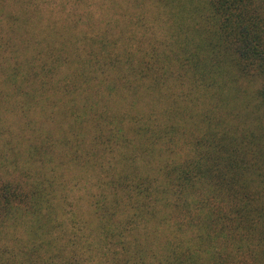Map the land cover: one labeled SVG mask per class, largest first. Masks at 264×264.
Masks as SVG:
<instances>
[{"label": "clouds", "instance_id": "clouds-1", "mask_svg": "<svg viewBox=\"0 0 264 264\" xmlns=\"http://www.w3.org/2000/svg\"><path fill=\"white\" fill-rule=\"evenodd\" d=\"M0 13L6 21L9 14L30 18L32 43L26 51L18 50L17 57L21 61L27 59L35 65L48 60L51 64L56 57L68 56L70 63L56 65L51 77H44L48 80L46 87L49 89L46 97L56 100L57 110H75V115L53 132L52 151L41 164L28 156L34 136L46 128L40 122L39 107L34 113L23 116V109L15 107V101L7 95L11 87L8 84L0 86L6 94L3 105H0V126L13 132L12 145L16 153V163L12 164L13 156L8 145L3 143L8 139L5 134L0 140V151L3 152L0 178L18 183L24 191H31L35 186L39 192L32 203L34 211L23 206H11L10 215L0 226V236L8 246L14 250L31 247L38 242L33 237L35 231L40 240L51 241V245L45 244L50 252L64 247L65 255L75 250L84 258V264H111L105 234L122 230L126 227L125 222L135 216V230L125 231L121 237L130 248L129 264L136 260L131 254L134 239L142 247L150 249L151 254L143 257L145 264H176V257L181 253L184 264H212L217 252H227L237 262L243 259L252 264L246 255L236 251L235 242L227 232H219L218 227L214 230L212 222L216 220L217 213L227 211L231 201L223 197L212 179L197 172V168L203 166L204 151L195 143L204 132L199 116L215 103L210 98L214 89L205 90L199 81L191 85L186 82L182 88H172L170 95L168 88L157 92L147 87V81H139L141 86L133 95L122 90H110L104 78L95 71L96 65L87 64L93 59L88 55L89 51L98 50L94 41L108 31L118 33L121 29L124 30V38L115 48H110L113 55L121 53L128 45V36H134L130 50L134 57H140L142 50L149 47L143 37L152 33L151 43L158 50L172 48L177 51L171 25L182 15L178 7L166 9L157 3L132 6L124 0H68L61 8L59 0L57 3L33 0L26 4L0 0ZM168 14L172 19L167 24L162 23ZM140 15L151 33L144 34L131 24ZM73 22H76L75 28L72 27ZM4 35L5 38L9 35L7 24ZM103 56L101 53L97 59ZM82 71L85 75L91 72L97 77L90 88L80 79ZM23 74L24 67L13 79L19 83ZM69 81L78 87L75 92L65 95L63 85ZM240 83L244 86V81ZM246 86L249 91L254 87L252 84ZM230 88L229 83L224 89L226 95ZM181 92L186 94L183 100L178 99ZM172 100H177L182 115L173 111ZM232 103L228 102L229 108ZM93 109L106 111L110 117L114 115L108 125L110 128L117 129L119 117L128 114L138 116L151 131L126 147L109 143L97 145L94 149L92 136L101 131L106 135L107 129L103 126L100 130L77 127L80 119ZM252 123L264 127V117ZM70 124L80 141L74 145L80 155L78 162L70 160V149L58 142L62 134L69 140L73 139V132L68 130ZM169 125L178 130H169ZM120 131L116 132L117 140ZM185 172L188 173L187 179L183 175ZM124 176L128 177L129 188H117L115 182ZM145 177L151 181L147 199L142 192L137 195L132 187ZM105 206L111 216L102 211ZM260 224H264V220ZM54 225L58 227L46 234L40 231ZM246 244L256 254L264 251V242L252 240ZM41 251L43 253V249ZM15 259L19 261L22 257L18 253Z\"/></svg>", "mask_w": 264, "mask_h": 264}, {"label": "trees", "instance_id": "trees-1", "mask_svg": "<svg viewBox=\"0 0 264 264\" xmlns=\"http://www.w3.org/2000/svg\"><path fill=\"white\" fill-rule=\"evenodd\" d=\"M11 2L26 4L32 3L33 0ZM41 2L57 3L58 0ZM59 2L63 8L68 0ZM124 2L132 6L157 3L166 9L178 7L182 15L178 22L174 21L171 25L174 29L171 35L175 37L173 44L177 46V51H173L172 48L168 51L158 50L151 43L154 38L152 33L144 35L143 38L149 43V47L142 50L143 54L140 57H134L130 50L134 36H128V45L121 53L113 55L110 48H115L124 38V30L121 29L118 33L108 31L94 41L98 44V50L89 51L88 55L93 59L87 61V64L96 65L95 71L104 78L110 90H122L133 95L141 86L139 81H147V87L157 92L162 88H168L170 95L172 88H182L186 82H190L191 85L199 81L205 90L214 89L210 93V98L215 103L199 116V123L204 125V132L195 143L202 146L204 151L203 166L198 167L197 172L212 179L217 189L223 193V197L231 201V207L227 211L220 210L217 213L216 220L212 222L214 230L218 227L219 232H227L229 238L235 242L236 251L246 255L252 264H264V251L256 254L246 244L252 240L264 242V224H260V221L264 220V127L252 123L264 117V0H124ZM171 19V14H168L162 23L167 24ZM5 24L8 25L7 38L4 35ZM29 24L30 18L27 15L21 17L9 14L6 21L0 13V86L8 84L11 87V92L7 95L15 101V107L23 109V116H27L29 112L34 113L39 107V115L42 117L40 122L46 128L34 136L33 142L29 145L28 156L42 164L52 151L53 132L70 116H74L75 110H57L56 100L46 97L49 89L46 87L48 80L44 77L50 78L56 70V65L70 63L68 56L56 57L51 64L48 60H41L35 65L30 64L27 59L21 61L17 57L18 50L26 51L32 43ZM131 24L144 34L151 33L142 15L137 16ZM72 27H76V22H73ZM137 43L139 44V41ZM75 46L74 43L73 47ZM137 51L141 49L137 48ZM101 53H104L103 58L97 59ZM39 55L40 53H37V56ZM22 67L24 74L17 83L13 77L20 74ZM129 76L132 77L131 80L128 79ZM80 79L90 88L91 82L96 81L97 77L91 72L85 75L82 71ZM217 80L221 82L217 83ZM240 81H244V86ZM229 83L231 88L226 95L224 89ZM247 84L254 85L251 91L248 90ZM77 87L75 82L69 81L63 85V92L68 95L75 92ZM5 95L3 88L0 87V105H3ZM185 95L182 92L178 93V99L183 100ZM41 101L44 103L41 104ZM229 101L233 102L231 108L228 107ZM237 101L240 103L237 104ZM171 103L175 106L173 111L177 115H182L177 100H172ZM241 108L245 110L241 111ZM112 118H115L114 115L110 117L106 111L93 109L80 119L77 127L83 129L88 126L90 130H100L103 126L107 129L106 135L101 131L98 135L92 136L94 149L97 145L109 143H118L126 147L133 140L151 131L136 115H121L117 129L108 127ZM168 129L173 132L178 130L174 125H169ZM68 130L73 132V139L69 140L62 134L58 142L70 149L69 159L78 162L80 155L74 145L80 141L77 140L71 124ZM117 131H120L119 140L116 139ZM5 134L8 135V139L3 140V143L8 145V151L13 156L10 163L15 164L13 132L10 128L0 126V140ZM2 158L3 152L0 151V159ZM183 175L185 179L188 178V173L185 172ZM127 181L128 177L124 176L115 182V186L128 189ZM132 187L136 189L137 195L142 192L147 199L151 181L145 177ZM38 195L35 186L31 191H24L18 183L14 184L0 178V226L10 215L12 205L34 211L32 203ZM102 211L111 216L107 206L103 207ZM125 224L126 227L122 230L109 231L105 234L111 264H129L130 248L121 237L123 232L135 230V216L130 217ZM54 227L58 225L40 231L46 234ZM33 237L38 242L33 243L31 247L14 250L4 242L3 236H0V264H84V258L75 250L68 255H65L64 247L50 252L45 248V244L51 245L50 240H40L35 231ZM116 249L120 251L117 252ZM18 253L22 257L19 261L15 259ZM131 254L136 258L134 264H145L143 257L150 255L151 252L134 239ZM176 264H184L182 253L176 257ZM212 264H248V261L241 259L237 262L231 254L217 252Z\"/></svg>", "mask_w": 264, "mask_h": 264}]
</instances>
